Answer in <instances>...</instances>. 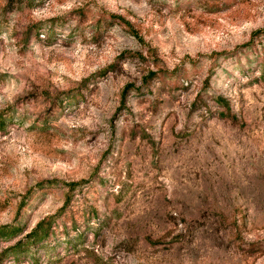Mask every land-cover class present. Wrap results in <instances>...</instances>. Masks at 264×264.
Here are the masks:
<instances>
[{"label":"rangeland","instance_id":"1","mask_svg":"<svg viewBox=\"0 0 264 264\" xmlns=\"http://www.w3.org/2000/svg\"><path fill=\"white\" fill-rule=\"evenodd\" d=\"M1 228L0 264H264V0H0Z\"/></svg>","mask_w":264,"mask_h":264},{"label":"trees","instance_id":"2","mask_svg":"<svg viewBox=\"0 0 264 264\" xmlns=\"http://www.w3.org/2000/svg\"><path fill=\"white\" fill-rule=\"evenodd\" d=\"M63 185L71 190L72 188H74L75 186H77L78 183H66V184H63ZM44 224H45L44 221L43 222H40L37 225L36 229L32 232L31 237L33 238V241H35V242H42V241H44L48 237L47 230L46 231L45 230L42 231V229H43L42 227L44 226ZM7 229L8 228H1L0 229V233H2V234L5 233ZM48 229H49V226H48ZM18 247H20V244H17V247L16 248H13V249H17Z\"/></svg>","mask_w":264,"mask_h":264}]
</instances>
